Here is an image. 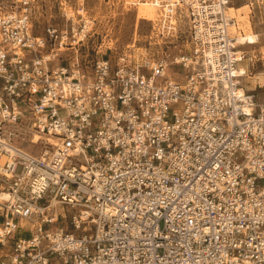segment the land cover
Listing matches in <instances>:
<instances>
[{
    "label": "built area",
    "instance_id": "obj_1",
    "mask_svg": "<svg viewBox=\"0 0 264 264\" xmlns=\"http://www.w3.org/2000/svg\"><path fill=\"white\" fill-rule=\"evenodd\" d=\"M231 1L157 0L175 55L84 60L82 13L38 35L33 0L0 6V264H264V104Z\"/></svg>",
    "mask_w": 264,
    "mask_h": 264
},
{
    "label": "rangeland",
    "instance_id": "obj_2",
    "mask_svg": "<svg viewBox=\"0 0 264 264\" xmlns=\"http://www.w3.org/2000/svg\"><path fill=\"white\" fill-rule=\"evenodd\" d=\"M10 5L12 0H0L3 9ZM229 6V12L238 23L234 29L236 35H258L257 43L240 47L245 55L240 67L246 68L247 73L241 82L248 90H253L259 103H264V0H232ZM66 13L74 18L76 26L82 23V13L97 32L96 36L86 40L87 47L79 48L83 60L94 55V45H101L103 52H109L113 48L123 50L135 44L136 54L145 57H169L177 54L181 47L183 36L176 40V36H166L167 31L164 36L161 34L155 20L159 8L149 0H33L35 34L44 35L48 25L59 30L69 29ZM62 54L66 56L72 52L67 49ZM27 136L33 137L30 133ZM40 143L33 148L24 143V147L38 153Z\"/></svg>",
    "mask_w": 264,
    "mask_h": 264
},
{
    "label": "bare ground",
    "instance_id": "obj_3",
    "mask_svg": "<svg viewBox=\"0 0 264 264\" xmlns=\"http://www.w3.org/2000/svg\"><path fill=\"white\" fill-rule=\"evenodd\" d=\"M147 1H148V0H147ZM149 1H151L152 5H156V3H157V0H149ZM156 9H157V8H156ZM157 13H158V12H157ZM158 16H159V14L157 15V17H158ZM157 17H156V18H157ZM236 28H237V27H236ZM237 39H238V41H239L242 45L255 44V43L258 42V35H257V34H254V33H247V34H243V33H241V34H239V35L237 36ZM238 57H240V53H238ZM244 57H245V56H244ZM244 57L242 58V60L244 59ZM242 60H241V61H242ZM245 69H246V68H244V67H240L239 70H238V73H239V79H240V80H241V78H243L242 74H243L244 72H246ZM241 83H242V82H241ZM243 86H244V85H243ZM250 86H251V85H250ZM240 92H241V93L246 92V89H244V88H240ZM261 104L263 105L264 103H261ZM30 134L33 135V137L30 138V142L33 143V146H35L36 143L39 142V141H41V140L43 139V137H44V135L40 134L39 132H37L36 130L31 129V128H30ZM47 137H48L47 140H49L51 143L56 142V138H54L53 136L48 135ZM22 149H23V150H26L25 148H22Z\"/></svg>",
    "mask_w": 264,
    "mask_h": 264
}]
</instances>
